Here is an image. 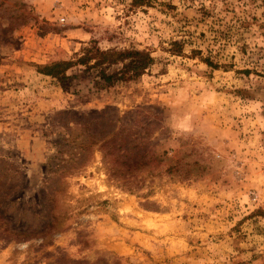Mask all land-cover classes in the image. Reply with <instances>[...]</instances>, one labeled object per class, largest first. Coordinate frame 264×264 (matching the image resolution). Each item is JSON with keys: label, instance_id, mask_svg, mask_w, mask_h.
I'll use <instances>...</instances> for the list:
<instances>
[{"label": "rangeland", "instance_id": "374dc122", "mask_svg": "<svg viewBox=\"0 0 264 264\" xmlns=\"http://www.w3.org/2000/svg\"><path fill=\"white\" fill-rule=\"evenodd\" d=\"M143 1L0 0V264H264V0Z\"/></svg>", "mask_w": 264, "mask_h": 264}, {"label": "trees", "instance_id": "16d2710c", "mask_svg": "<svg viewBox=\"0 0 264 264\" xmlns=\"http://www.w3.org/2000/svg\"><path fill=\"white\" fill-rule=\"evenodd\" d=\"M143 3L147 4V0H144ZM173 46H178L177 43H172ZM177 53H180L181 50L177 49ZM193 54L195 51H190ZM197 52V51H196ZM96 55V58L94 59V63L91 66L87 65V61L89 59V56ZM126 63L122 64L121 69H119L117 72L106 75L103 70H100L98 72L99 79L103 82L104 85L111 84L112 79H129L134 78L142 74L144 69L151 63L152 59L148 56L147 53L144 52H120L116 53L113 51H106L102 52L99 51L97 48L90 47L85 50V53L82 57L77 59V63L81 65H85L87 68H93L98 67L102 64H115L116 62H124ZM202 61L205 63L208 67H214L216 65H213L211 61H209L207 58L202 59ZM71 66L70 62H64V61H58L55 62L49 66L43 67V71L45 75L51 76L56 78L59 82H63L66 77L64 76V72Z\"/></svg>", "mask_w": 264, "mask_h": 264}]
</instances>
